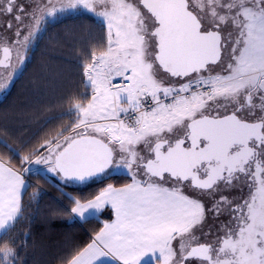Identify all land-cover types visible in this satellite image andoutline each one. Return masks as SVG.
Segmentation results:
<instances>
[{"label":"snow or ice","instance_id":"1","mask_svg":"<svg viewBox=\"0 0 264 264\" xmlns=\"http://www.w3.org/2000/svg\"><path fill=\"white\" fill-rule=\"evenodd\" d=\"M18 8L0 0V13ZM80 11L107 42L84 66L90 94L69 97V135L20 169L0 161V264L16 262L8 233L41 164L65 183L131 175L73 201L81 219L104 206L114 219L67 264H264V0H32L0 47V90L50 19ZM209 212L220 222L206 233Z\"/></svg>","mask_w":264,"mask_h":264},{"label":"trees","instance_id":"2","mask_svg":"<svg viewBox=\"0 0 264 264\" xmlns=\"http://www.w3.org/2000/svg\"><path fill=\"white\" fill-rule=\"evenodd\" d=\"M106 42V27L88 12L67 13L47 23L24 67L0 99V141L8 145L0 143L1 159L20 169L24 156L32 159L44 149L45 141L60 132L68 133L64 130L76 119L70 112L69 97L90 94L84 66L91 53L101 51ZM28 178L22 214L8 233L18 253L15 264H67L111 216L107 211L80 222L70 212L73 201L92 200L108 185L131 181L125 173L84 185H69L41 172Z\"/></svg>","mask_w":264,"mask_h":264},{"label":"rangeland","instance_id":"3","mask_svg":"<svg viewBox=\"0 0 264 264\" xmlns=\"http://www.w3.org/2000/svg\"><path fill=\"white\" fill-rule=\"evenodd\" d=\"M46 2V0H45ZM54 3L57 4V7H59L60 3L62 2V0H53ZM17 5H20V6H23V12L20 11V9L18 8L15 12V14H6V13H0V47H2V43H3V40L5 38H10L13 36L17 26H18V22L17 20L15 19V16L16 15H24L25 13H27L29 11V6L32 4V0H16L15 2ZM80 12H87V11H80ZM73 13H76V12H73ZM64 15V14H63ZM63 15H58L56 16L54 19H50V21H53L55 20L57 17L59 16H63ZM66 15V14H65ZM49 21V22H50ZM11 23V28L9 27V24ZM35 43V42H34ZM33 43V45H34ZM32 45V46H33ZM2 57V51H0V58ZM28 58V56H27ZM13 59H15V53H13ZM28 60V59H26ZM26 62V61H25ZM25 63L23 64L22 68L24 67ZM22 68H20V70L15 74L14 78H13V82H14V79L17 78V76L19 75L20 71L22 70ZM3 70L0 69V72H2ZM1 91V90H0ZM68 135V133H66ZM64 134V135H66ZM37 156V155H36ZM35 156V157H36ZM35 157H33L32 159H30V161L32 163H34V160H35ZM28 165V164H27ZM26 165V166H27ZM25 166V167H26ZM38 166H43V167H47V165H38ZM120 171H124V173L128 174L127 171L123 168H120V169H115V170H112V171H109L107 172L105 175H103V177H107V176H110L112 175L113 173H119ZM51 174V173H49ZM52 175H55V174H52ZM130 175V174H128ZM57 176V175H56ZM131 176V175H130ZM28 177V176H27ZM58 177V180H60L61 182L65 183L64 180H62L59 176ZM102 178V177H101ZM57 179V178H56ZM70 183V182H69ZM67 183V184H69ZM74 185V184H72ZM185 191L186 194L188 195H192L194 196L195 193L191 192L189 189L185 188L183 189ZM227 194V193H226ZM206 198H202V200H204ZM208 207L210 208L211 205L209 204ZM225 219V217H220V220H223ZM219 220L215 219L214 216L209 212L207 213V226L205 228V232L207 233L208 232V229H212V231L214 232L215 231V228L216 226L219 224ZM211 235V233H209V236ZM208 239V236H205V237H201L200 239V242H205V240Z\"/></svg>","mask_w":264,"mask_h":264},{"label":"crops","instance_id":"4","mask_svg":"<svg viewBox=\"0 0 264 264\" xmlns=\"http://www.w3.org/2000/svg\"><path fill=\"white\" fill-rule=\"evenodd\" d=\"M13 83V81L6 87V88H4V89H2L1 91H0V99L3 97V95L4 94H6V92L9 90V88H10V86H11V84ZM67 135V134H66ZM68 135H69V133H68ZM61 140L63 139V137H61L60 138ZM42 153H44V154H46V150L45 149H43L42 151H41ZM39 155V154H38ZM37 155V156H38ZM37 156L35 157V160L37 159ZM35 160H34V162H35ZM0 161H4V162H7V161H5L4 159H1L0 158ZM7 163H9V162H7ZM27 165V164H26ZM11 166H13V165H11ZM14 167V166H13ZM26 167H28V165L26 166ZM37 167H39L42 171H41V173L42 174H44V175H48V176H53V177H55V178H57L58 179V177L56 176V175H52V174H49V173H47V172H45V171H43L44 169H46L47 167H43V166H37ZM15 168V167H14ZM17 169V168H16ZM120 173H124V171H120L119 173H113V174H120ZM126 174V173H125ZM103 175H105V174H103ZM130 176V175H129ZM103 177V176H102ZM132 182V180L129 182V183H131ZM129 183H126V184H129ZM72 184H74V185H84V184H77V183H74V182H70L69 183V185H72ZM87 184V183H86ZM126 184H124V185H126ZM124 185H119V186H116V185H112V186H114V187H116V188H120V187H123ZM107 187V186H106ZM105 187V188H106ZM25 192V191H24ZM24 192H23V194H24ZM23 194H22V198H24L23 197ZM95 198V197H94ZM94 198H92V200L94 199ZM88 201H84V202H81V203H87ZM107 211H109V212H111V216L105 221V222H110L112 219H114V215H113V212H112V209H111V207L110 206H104L103 208H101L100 210H98V211H95V212H92V210H87L86 211V216H85V218H83V219H81L79 216H77V215H75V214H73V217L75 218V219H77V220H79L80 222H84L85 220H87V219H89V218H93V217H99V216H101L103 213H106ZM89 212H92V214H88ZM0 235H2V233H0ZM177 242L178 241H174V244H177ZM194 244H195V242H193V246H194ZM145 259H147V258H145ZM153 264H155V262H153Z\"/></svg>","mask_w":264,"mask_h":264},{"label":"water","instance_id":"5","mask_svg":"<svg viewBox=\"0 0 264 264\" xmlns=\"http://www.w3.org/2000/svg\"><path fill=\"white\" fill-rule=\"evenodd\" d=\"M2 58V57H1ZM103 175H100V176H97V177H93V178H91V179H89V180H86V181H84V182H74V183H77V184H86V183H89V182H91V181H93V180H95V179H97V178H101Z\"/></svg>","mask_w":264,"mask_h":264},{"label":"flooded vegetation","instance_id":"6","mask_svg":"<svg viewBox=\"0 0 264 264\" xmlns=\"http://www.w3.org/2000/svg\"><path fill=\"white\" fill-rule=\"evenodd\" d=\"M14 2H16V0H14Z\"/></svg>","mask_w":264,"mask_h":264}]
</instances>
